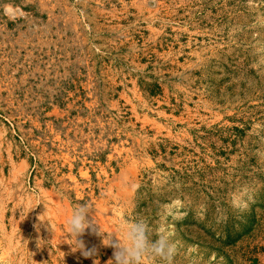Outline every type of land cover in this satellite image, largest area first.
<instances>
[{
    "label": "rangeland",
    "instance_id": "374dc122",
    "mask_svg": "<svg viewBox=\"0 0 264 264\" xmlns=\"http://www.w3.org/2000/svg\"><path fill=\"white\" fill-rule=\"evenodd\" d=\"M138 220L264 264V0H0V264H112Z\"/></svg>",
    "mask_w": 264,
    "mask_h": 264
},
{
    "label": "clouds",
    "instance_id": "9594fccd",
    "mask_svg": "<svg viewBox=\"0 0 264 264\" xmlns=\"http://www.w3.org/2000/svg\"><path fill=\"white\" fill-rule=\"evenodd\" d=\"M43 215L39 217L40 221ZM67 234L76 240L77 247L84 258L96 254V248H86L82 237L86 230L90 233L102 236L97 225L89 217V207L82 204L76 207L66 221ZM116 236V235H115ZM117 237V236H116ZM113 248L112 264H150L152 260L158 259L163 264H173L176 254V246L169 237L161 233L157 239L150 238L148 226L143 221L126 223L120 228V238L113 239V235L106 244Z\"/></svg>",
    "mask_w": 264,
    "mask_h": 264
}]
</instances>
